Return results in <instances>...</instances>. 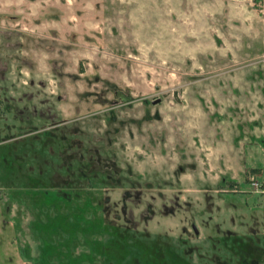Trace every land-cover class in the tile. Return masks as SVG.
<instances>
[{"label":"rangeland","instance_id":"1","mask_svg":"<svg viewBox=\"0 0 264 264\" xmlns=\"http://www.w3.org/2000/svg\"><path fill=\"white\" fill-rule=\"evenodd\" d=\"M260 189L264 0H0V264H239Z\"/></svg>","mask_w":264,"mask_h":264},{"label":"flooded vegetation","instance_id":"2","mask_svg":"<svg viewBox=\"0 0 264 264\" xmlns=\"http://www.w3.org/2000/svg\"><path fill=\"white\" fill-rule=\"evenodd\" d=\"M114 95L122 103H129L133 100L132 95H130L129 93H125L122 90H115ZM157 102L158 101H153L154 104ZM45 132H48V131H45ZM66 183H69V182L66 181ZM258 187H259V185H257V188ZM260 192L261 193H258V194L262 195L263 199H264V190H261ZM135 196H137V198L139 199L141 196L140 191H137V194ZM100 203L102 204L101 200H100ZM181 205L182 204H180L178 202V198L175 195H173L172 199H168V203H163V204L161 203L160 204L159 212L163 213V214L166 213L165 215H171V214L173 215L174 213H176L178 208H181ZM124 206L125 205L123 203V206L121 207L122 212H125V210H123ZM184 206L187 209H189V207H191L190 203L188 205H184ZM151 210H152V215H154V216H155V212L156 211L158 212V210H154L152 207H151ZM102 211H105L104 207H102ZM107 213H108V211H107ZM191 229L194 232V234L197 235L198 229L194 223L191 224ZM183 231L184 232L186 231L188 233V231L185 227H183ZM117 234H119V233H117ZM137 242L138 243H135V244L143 251L141 253V255L139 256V259L143 263H146V264H150V263L166 264L165 259H164V255H163V253H161V251L156 252V250L154 248H152L154 246L151 245L150 243L142 242L141 240H137ZM157 247L159 249H161L162 244L157 243ZM190 251H192V248L185 250L184 251L185 254H183L181 257L176 251H174V250L172 251L170 249V245H168L166 243V252H167V255L169 256L170 264H182V263L183 264H194L193 262L188 261V257H191L190 254H188V253H191ZM238 253H240V262L238 261L239 264H263V262H264V249H263V247L257 245L254 241H252V239L250 240L248 245H246L242 249L241 248L238 249ZM201 255H203V254H201ZM212 259H213V261L211 263H213V264H229L228 263L229 261H226L225 259L223 260L221 258H218V256H215L214 254L212 256Z\"/></svg>","mask_w":264,"mask_h":264}]
</instances>
